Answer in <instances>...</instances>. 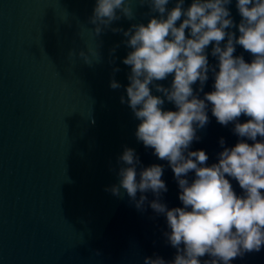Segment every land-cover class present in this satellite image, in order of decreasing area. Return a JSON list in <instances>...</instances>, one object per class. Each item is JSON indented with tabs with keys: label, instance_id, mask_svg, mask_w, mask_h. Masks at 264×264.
<instances>
[{
	"label": "water",
	"instance_id": "1",
	"mask_svg": "<svg viewBox=\"0 0 264 264\" xmlns=\"http://www.w3.org/2000/svg\"><path fill=\"white\" fill-rule=\"evenodd\" d=\"M95 2L0 0V264H143L144 257L157 255L174 259L176 250L163 235V215L147 205L139 211L126 195L105 191L118 183L110 169L117 168V157L127 146L145 167L165 164L162 179L168 191L162 201L169 208L182 206L171 168L137 141L139 121L120 102L121 95L127 98L130 67L122 59L130 49L120 43L125 39L121 33L106 30L97 36L92 31L88 19ZM235 3L230 10L238 23ZM132 7L135 20L122 18L112 27L126 30L131 23H147V8L137 0ZM116 44L120 47L111 54ZM208 51L209 62L216 63L211 47ZM235 54L251 60L241 46ZM114 67L120 71L113 73ZM113 78L120 89L110 88ZM213 83L210 75L204 91H211ZM164 107L175 110L167 102ZM208 115L209 123L198 130L200 139L190 150H204L211 165L223 150L220 139L232 147L238 137L232 124L222 126L210 110ZM231 183L239 194L238 182ZM233 264H264V249Z\"/></svg>",
	"mask_w": 264,
	"mask_h": 264
},
{
	"label": "clouds",
	"instance_id": "2",
	"mask_svg": "<svg viewBox=\"0 0 264 264\" xmlns=\"http://www.w3.org/2000/svg\"><path fill=\"white\" fill-rule=\"evenodd\" d=\"M137 2L147 8V23L112 27L122 18L135 20L134 0H96L88 23L97 36L110 30L125 38L120 43L130 51L122 63L130 72L127 98L121 95L120 102L139 121L137 141L171 168L182 206L169 208L162 201L168 191L162 179L165 164L145 167L127 146L117 168L110 169L118 183L105 191L126 195L137 210L146 211L147 205L166 218L163 235L176 250L174 259L144 257L143 264H233L264 249V0H236L238 23L230 10L233 0H191L187 6L186 0ZM237 46L249 53L250 62L235 54ZM210 75L212 90L205 92ZM121 87L110 81L113 90ZM166 102L175 110H165ZM209 110L222 126L232 124L238 137L232 147L220 139L223 150L211 165L204 150H190L200 139L198 130L209 123Z\"/></svg>",
	"mask_w": 264,
	"mask_h": 264
}]
</instances>
